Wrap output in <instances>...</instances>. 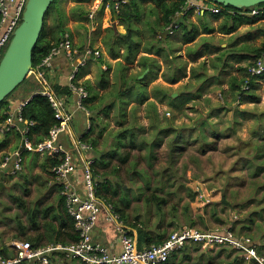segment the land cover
Returning a JSON list of instances; mask_svg holds the SVG:
<instances>
[{
    "label": "crops",
    "instance_id": "obj_1",
    "mask_svg": "<svg viewBox=\"0 0 264 264\" xmlns=\"http://www.w3.org/2000/svg\"><path fill=\"white\" fill-rule=\"evenodd\" d=\"M142 1L146 2L149 0ZM90 2L93 6L97 5V12L102 9V2L99 0H81V2H78V0H62L60 3L56 4V7L49 11L45 17L43 38L46 42L51 41V34L55 29V23L59 21L60 14L65 21L67 18L70 19L74 16V6ZM72 7L74 8L71 9ZM104 8H106V6H104ZM192 11V9L182 11L181 14L177 15L179 20H175L176 25L173 23L167 28L161 27L162 22L159 20V16L156 23L151 25V30H157L156 33L158 35L168 31V36L172 38L174 34L179 33V36H181V38H179L181 40L184 32L190 29L194 30V40L189 44L196 42L195 38L198 33L209 39L206 40L203 48L202 46L189 48V53H187L188 56L191 57V60H189V70H191L192 67L199 66L201 61H198V59L203 56L209 57V60H206L208 69H212V66L216 64L221 68L219 70L220 72L221 70L225 71L228 67L237 68L241 66L239 68V73L232 74L226 81L220 79L218 77L220 76L219 74L214 77L205 75L200 77V75L192 71L191 81L195 83L194 87L196 89L194 95L189 94L187 98L189 99L188 101L195 102L200 101L199 98L201 99V96L209 94L211 96L202 98V100L204 99L207 103L209 99H212V96L215 97V95H213L214 88L219 87L220 90L223 91V94L221 92L217 93L220 97L218 101L221 103L215 108H211V110L215 113L219 111L221 113H226L231 110V105L235 103L236 108L233 109L240 113L244 112L243 115L246 117L244 121L246 123L239 119L240 122H242L240 129L253 132L251 133V137L244 134L243 138L240 140L244 142L247 140L249 142L251 141L255 149H257L259 145H261V140L258 136L259 133L254 131L264 129V74L258 77H252L248 74L247 68L258 56L255 52L256 49L264 44V12L258 13L257 15L240 12L235 14L234 17L229 16L231 14L228 12L219 15L218 13L212 14L209 12L211 14L210 16H206L208 12L200 13L199 20L210 21V25L203 22L201 30L197 26V18L195 24L188 18V14ZM177 17L175 19H177ZM181 17H185V24H189L190 26L182 27L180 25ZM70 37L73 46L79 49L75 45V41L72 39L71 35ZM213 40L220 42L218 45L220 50L219 48H217L216 51L208 49L209 47H215ZM132 46L131 53L133 50ZM135 46L137 47V45ZM128 47L129 45L127 44L126 50L123 47H116L112 51L109 49L107 52L108 56H104L99 60L90 59L84 66L78 67L77 69V79L81 82H86L85 84L96 83V87L91 84L94 88L85 85L89 93V104H87V106H89L87 109L88 113H91V116L89 117V115L85 114L86 119L84 124L86 130L82 134V136L88 134V137L94 142V147L104 144V141H107L109 135L104 126L102 129H99L97 126L98 124L94 122V114L99 115L100 112H103L100 117H106V119L109 114L106 109L108 107L104 108L103 106L101 108V101H97L98 96H100L98 92L106 90L116 79H119L121 86L123 85V91L125 92L122 93L125 94L124 98L126 99V105L129 107L130 104H133L131 102L134 98L138 101V104H140L138 112L136 113L137 115L142 116L144 120H148L149 118L150 120L154 119L158 121L157 118H160L159 91L156 89V93L153 92L154 86L160 82V73H158V70H160V59H158L160 55L156 53V49H153V52L150 54L145 51L139 56L135 54L131 55V53L128 52ZM199 50H202V52ZM129 68L130 72H128ZM140 68L142 69L140 73L135 71ZM71 70L72 66H67V64H65L64 57L56 59L51 67L46 70L48 84L50 86H53V84H58L61 87L67 86ZM190 75L191 73H189V76ZM31 76L33 75L31 74ZM167 80L171 82L172 78ZM177 82L168 83V85H173ZM37 84L43 89L42 84ZM245 87L247 88L245 89ZM28 88V86L23 87L22 93H20L22 97H20V95L15 97V99L9 101L7 107L14 106L13 104L17 102L23 103L28 101L32 96L42 90L30 93L23 98V94L27 93L26 91ZM139 88L143 90L142 95L136 92ZM135 94L138 95L134 97ZM228 94H231L232 97L230 101L225 100ZM131 96L132 99L129 102L128 98ZM192 106L195 109L194 113L197 114V109H200V106L196 103ZM207 108L208 110L210 109L209 106ZM2 113L3 111L1 108L0 115ZM130 113L131 111L125 110L119 115L121 116V120L115 121L114 131L117 130V126L123 125L122 121L126 117L128 118V114ZM210 114L208 113V116H210ZM250 114L251 116L249 117ZM206 120L207 118L203 119V121ZM146 124L147 123L142 120V122L134 128L140 129L142 126H146ZM194 128H196L200 135L204 133L197 124H195ZM126 129L130 131L131 127H126ZM212 137H214L213 140L221 138L215 134H213ZM111 138L112 140L115 139L113 136H111ZM33 140L34 138L31 139V143ZM211 141L212 140L202 145H209ZM22 142L21 136L16 132L0 133V160H2L6 154L19 151ZM65 143L69 146V141L65 140ZM199 146H201V144ZM26 152L30 151H22L21 153L20 158L22 167L18 173L8 174L6 171L0 172V182L3 183V186H0V255L7 257L14 254L13 243L17 241H29L32 243L33 247L44 248L50 244H68L74 242L77 238L72 219L66 213L65 203L60 194L59 186L51 181L50 173L52 159L47 153L41 154L34 151L36 157H28V155L25 154ZM253 153L255 156L257 155L255 152ZM92 154L95 156L93 169L98 179L100 193L101 195H105L106 193L110 195L109 192H104L101 188L102 184L108 178V176L102 178V174L104 170L108 168L109 161L106 160L105 157H98L96 150H93ZM155 158L156 157H145L141 158V161L145 160V166L150 168V164ZM98 160L101 161V165H97ZM155 161L158 162L159 159L156 158ZM156 167H158V165H156ZM145 169L138 170L136 168V159L126 161L125 172L128 185H125V189L129 191L128 188L134 184L141 189V193H139L138 199H134L133 192L130 190L128 192L130 193V202H119L118 205L114 203V207L117 208L116 210L119 212L126 225L131 229V236L137 248H147L152 244L160 243L173 230L179 229L182 226H191L203 230H222L223 228H227L231 229L236 236L251 235L254 238L252 241L256 246L258 254L262 256L261 252L264 253V157H236L235 171L230 175L235 181L232 180L229 185L236 187L235 192L238 200L237 213L232 212L229 202L226 199L225 186L228 184L227 182L229 179L226 176L221 177L218 181L211 180L208 184H203L202 187L197 189L199 203L194 206H191L192 203H190L184 207L183 204L185 202L175 203L160 198V190L162 188L160 186L162 184L160 174L158 176L153 175L157 180L156 183L150 184L148 178L143 179L137 174V172L143 173L144 175L152 173ZM216 175L217 172H213L214 179ZM210 179L213 178L211 177ZM221 180H224V183L222 182L223 185L220 186ZM214 182H216L217 185H215ZM198 185L199 182L196 187ZM188 190L190 194L196 195L190 187ZM233 190L234 189H232V192ZM144 193H149V197L146 198ZM195 200L198 202L197 198H195ZM5 201H7V203H5ZM10 204L12 207H10ZM182 215L184 217H182ZM93 235L97 241L108 247L112 253L117 254L120 252L121 245L116 233L110 226L99 223ZM198 246L202 245H186L179 251L173 253L166 264H182L186 262L190 258L188 254L189 251L192 249L194 250ZM224 248L231 247L224 246ZM231 250L239 254L236 256L232 255L231 261L230 258L226 261L227 264H257L254 261H245L242 253L233 248H231ZM235 252H233V254ZM49 264L81 263L71 256H67L59 251H54L49 255Z\"/></svg>",
    "mask_w": 264,
    "mask_h": 264
},
{
    "label": "rangeland",
    "instance_id": "obj_2",
    "mask_svg": "<svg viewBox=\"0 0 264 264\" xmlns=\"http://www.w3.org/2000/svg\"><path fill=\"white\" fill-rule=\"evenodd\" d=\"M61 1L62 0H55L54 7L51 10H53L56 7V4ZM195 1L213 5V3L208 0V2H204V0ZM132 4H135L136 6L135 8L127 9L130 17L127 22L114 18L111 9L108 7L104 8L101 13L97 12L94 18L90 19L89 14L91 7L93 6L91 2L74 6L75 9H77L78 6L81 8L76 14H74V19L71 17L64 21L65 31L72 36L75 45L79 49L86 46L99 49L100 58L97 60L104 56H108L107 52L109 49L112 51L116 47H123L126 50L129 42L125 39V35L127 34V27L130 26L132 29L131 39L134 42L131 55L135 54L136 56H139L145 51L150 54L153 52V49H156V53H159L160 55V58H158L160 59V70H158V73H160V82L153 88V92L156 93L155 91L158 89L160 95V118H157L158 121L154 119L150 120L149 118L148 120H144L142 116L137 115L136 113L138 112L140 104H138V101L135 98L132 99V96L128 99L129 102L132 99L131 103L133 104H130L129 107L126 105V99L124 98L125 94L122 93L125 91H123V85L121 86L119 79H116L103 92H98L100 96H98L97 101H101V108L103 106L104 108L108 107L106 109L109 113L107 119L106 117H100L103 112H100L99 115L94 114V122L98 124L96 125L99 129H102L104 126L108 131L107 134H109L107 141H104V144L93 147V150H96L98 157H105L106 160L109 161L108 168H106L102 174V178L105 176H108V178L102 184L101 188L104 192H109L110 195H107L106 193L105 195L102 194V196L108 199V201L114 206L115 204L118 205L119 202H130V193H128L130 190L133 192L134 199L139 198V193H141L139 187H136L133 184L128 188L129 191H126L125 189V185H128V179L126 178L125 172L126 161L136 159V168L138 170L146 168L145 170L152 172L151 174L147 173L148 176L137 172L141 178H148L150 184L156 183L157 178L153 177V175L158 176L160 174V179L162 181V184L160 185L162 187L160 190V198L175 203L185 202L183 204L184 207L190 203H192L191 206L199 203L197 189L202 187L203 184H208L211 180L218 181L221 177L226 176L229 178L227 182L228 184L225 186L226 199L229 202L232 212L237 213L238 200L235 192L236 187L229 185V183L232 182V180L235 181V179H232L230 175L235 171L236 157H264V129L254 131L259 133L258 136L261 140V145L255 149L251 141L249 142L247 140L244 142L240 140L243 138L244 134L251 137V133L253 132L240 129L242 124L240 120L244 122L246 117L243 115L244 112L240 113L233 109L236 108L235 103L231 105V110L226 113H221L220 111L215 113L211 110V108H215L221 103L218 101L220 100V97L217 93L221 92L223 94V91H221L219 87L214 88L213 95H215V97L212 96V99H209L207 103L204 99L202 100V98L211 96L209 94L201 96V99L199 98L200 101L195 102L188 101L189 99L187 97L189 94L194 95L196 89L194 87L195 83L191 81L192 71L200 75V77L203 75L214 77L219 74L220 76L218 77L226 81L232 74L239 73V68L241 66L237 68L228 67L225 71L221 70L220 72L219 70L221 68L216 64L212 66V69H208L206 60H209V57L203 56L198 59V61H201L200 65L192 67L191 70H189V60H191V57L187 54L189 53V48H195L198 46H202L203 48L206 40L209 39L198 33L195 38V43L185 44L183 43V40L180 39L181 36H179V33L174 34L173 38L169 37L168 33H166L164 37H161V35L156 33L157 30H151V25L156 23L157 18L161 16L155 0H149L146 2H143L142 0H134ZM199 14L200 13L193 9V11L188 14V18L190 21L194 22L193 24L196 23L197 18V26L202 30V23L205 22L210 25V21L199 20ZM210 15L211 14L208 12L206 16ZM213 43L215 47H209L208 49L216 51V49L219 48L218 45L220 42L213 40ZM135 45H137V47ZM202 50L199 51L202 52ZM141 70L142 69L140 68L135 71L140 73ZM128 72H130V68ZM189 73H191L190 76ZM169 78H173L174 80L177 79L176 81L178 82L173 85H168V83L173 82H169L167 80ZM37 83L28 86L27 93L23 94V98L30 93L42 89ZM82 83H84V85L96 87V83ZM21 87L8 95L4 102H9L19 95L22 97V94H20L22 93L20 92ZM28 91L31 92L29 93ZM142 91L141 88L136 90L140 95L143 94ZM138 94H135L134 97ZM225 100H232L231 94H228V97ZM195 103L200 106V109H197V114L194 113L195 109L192 106ZM87 104L89 103L87 102L85 104L86 108L89 106H87ZM208 106L210 107L209 110L207 108ZM125 110L129 112L131 111V113L128 114V118L126 117L122 121L123 125L117 126V130L114 131L115 121L121 120V116L119 115ZM208 113L210 116H208ZM90 116L91 113L89 112V117ZM250 116L251 114L249 117ZM204 118H207V120L203 121ZM85 119L84 111L80 110L74 114L73 122L71 124V130L74 136L79 137L85 132ZM142 120L147 123L146 126H142L140 129L134 128L136 125H139ZM195 124L202 129L201 131L204 132L203 134L201 133L200 135L196 128H194ZM126 127H131V130H127ZM213 134L220 136L221 138L213 140ZM111 136L115 139L112 140ZM61 140L66 146H68L65 143L64 138ZM210 140H212L211 144L205 146L202 145ZM200 144L201 146H199ZM253 152L257 155L255 156ZM25 154L28 155V157H36L34 151L26 152ZM145 157H156L159 161H155V158L150 164V168H147L145 166L146 161H141V158ZM101 164V161L98 160L97 165ZM156 165H158V167H156ZM213 172H217L215 179L213 177ZM211 177L213 179H210ZM223 181L224 180L220 181V186L223 185ZM198 182L199 185L196 187ZM214 184L217 185L216 182H214ZM189 187L196 195L190 194L188 190ZM232 189H234L233 192ZM144 194L146 198L150 195L149 193ZM194 196L197 198L198 202H196ZM5 203H7V201H5ZM10 207H12L11 204ZM182 217L184 216L182 215ZM240 237H248L251 240H254L251 235H241ZM233 252L235 251L231 250V248H224V246H215L212 248L198 246L194 250L192 249L189 251V260L182 264H193L195 261L194 264H227L226 261L229 258L231 261L232 255L236 256L239 254L236 252V254H233ZM261 253L264 257V253Z\"/></svg>",
    "mask_w": 264,
    "mask_h": 264
},
{
    "label": "built area",
    "instance_id": "obj_3",
    "mask_svg": "<svg viewBox=\"0 0 264 264\" xmlns=\"http://www.w3.org/2000/svg\"><path fill=\"white\" fill-rule=\"evenodd\" d=\"M28 0H0V59L16 27L20 24L25 5ZM104 3L105 0H99ZM106 7L112 4L116 9L130 0H106ZM196 10L198 13L210 12L217 14L221 8L211 4L184 0L183 10ZM233 12V11H232ZM255 15L258 10L247 8L236 11ZM235 12V13H236ZM97 13V5L93 6L89 18ZM64 57L69 61L72 70L68 77L67 94L58 93L48 84L46 70L52 63ZM100 58V51L90 46L83 47L82 52L73 46L69 33L65 32L58 43L54 44L49 53L41 60L29 75L43 85L38 92L45 97L55 116V125L47 136L39 143L33 144L27 134L33 121L25 122L22 116L26 103L8 106L6 118L0 123V133L16 132L24 142L22 151L47 153L55 161L51 166V181L59 186L60 194L65 203L67 215L72 219L77 240L68 244H50L44 248L33 247L29 241L13 243L12 256L0 255V264H49V255L59 251L78 260L81 264H166L169 257L189 244L204 247L228 246L243 254L245 261L264 264V258L258 254L256 246L248 237L234 235L231 229L203 230L191 226H182L173 230L162 242L147 248H137L131 236V229L108 199L100 193L98 179L94 174L95 158L92 156L93 145L83 136H74L71 130L74 114L84 111L89 115L85 102L89 97L86 86L77 79V69L90 59ZM76 62V65L74 63ZM247 72L252 77L264 74V53H261L249 65ZM247 87H245L246 89ZM168 114V113H167ZM69 141V146L62 142ZM16 151L6 154L0 160V172L16 174L21 170V153ZM99 223L110 226L116 233L121 250L112 253L108 247L94 238L93 232Z\"/></svg>",
    "mask_w": 264,
    "mask_h": 264
},
{
    "label": "trees",
    "instance_id": "obj_4",
    "mask_svg": "<svg viewBox=\"0 0 264 264\" xmlns=\"http://www.w3.org/2000/svg\"><path fill=\"white\" fill-rule=\"evenodd\" d=\"M54 2H55V0L53 1L51 6L49 7L48 12L51 11V9L54 7L53 6ZM78 2H81V0H78ZM132 2H134V0H130L127 4H124L123 6L118 8L117 16H118L119 20L127 22V20L130 18L127 9L128 8H135V6H136L135 4H132ZM204 2H208V1L204 0ZM106 3H107V1L105 0L102 9L98 13L102 12ZM155 3H157V5L159 7L160 14H161V16L159 18V20L162 22L161 27L167 28V27H170L173 23L176 25L175 20H179L178 19L179 17H177V15L182 13L184 0H155ZM213 6L221 8V12L218 13V15L221 13H227L228 12L231 14L229 16L234 17L235 14L238 13L236 11H239L233 7H224L222 4H214L213 3ZM80 8L81 7L78 6L77 9H75L74 14H76V12L79 11ZM253 8L258 9V13L260 14V13L264 12V3H261L255 7H253ZM176 17H177V19H175ZM181 18L182 19L180 20V25L182 27L190 26L189 24H185V17H181ZM55 24H56L55 29H54V31H52L51 41H49V42L48 41L46 42V40L43 38V35H44L43 29H44V25H45V24H43V29H42L41 35H40V37H39V39H38V41L34 47V50H33V68H35L39 63H41V60L49 53L52 46L54 44L58 43L61 36L65 33L64 19L62 18L61 14L59 15V21L56 22ZM131 35H132V29L130 26V27H127V34L125 35V39L128 40V42H129V47H128L129 53H131V46L134 44L133 40L131 39ZM194 37H195V31L194 30L190 29V30L184 32V34L182 35L183 43L188 44V43L192 42L194 40ZM160 42H161V39H160ZM82 49H78V50L79 51L81 50V52H82ZM255 52L258 56L261 53H264V44L260 48L256 49ZM65 64H67V66L71 65L70 62L67 60H65ZM77 74H78V72H77ZM176 80H174L172 78L171 81H173V83H175V82H177ZM37 82L38 81H36L33 76L28 75V77L16 89H18L19 87L22 86L20 88V92H21L23 87L30 86L31 84H34ZM53 88L58 93H62V94L68 93L66 86L61 87L58 84H53ZM28 92L30 93V91H28ZM3 102L1 103V108H2L3 113L0 115V123H2L6 118L5 111L7 110V108H8L7 105L9 104L8 101H5L4 103ZM87 102H88V99L85 102V104ZM19 103L20 102H17L13 105L16 106ZM22 116H23V119L25 122H28V121L34 122V124L29 127V131L27 134V138L29 141H31V139L34 138V140H33L34 143L32 142L33 144H37V143L41 142L47 136L49 129L52 126H54L56 123L53 109L51 108L48 100L45 97L41 96L40 94H35L34 96H32L28 100L25 107L23 108ZM83 138L88 140L94 147V142L88 137V134H84ZM54 162L55 161L52 160V165L54 164ZM76 240H77V238L75 239V241Z\"/></svg>",
    "mask_w": 264,
    "mask_h": 264
},
{
    "label": "water",
    "instance_id": "obj_5",
    "mask_svg": "<svg viewBox=\"0 0 264 264\" xmlns=\"http://www.w3.org/2000/svg\"><path fill=\"white\" fill-rule=\"evenodd\" d=\"M54 0H28L20 24L14 30L0 59V105L33 70V50L41 35L45 17ZM224 7L236 10L255 7L264 0H208ZM103 3L101 5V8ZM111 12L117 18L116 7L110 6ZM168 31L160 33L161 37ZM76 65V62L74 63ZM47 77V75H46ZM24 149L22 142L20 150ZM0 186L3 183L0 182Z\"/></svg>",
    "mask_w": 264,
    "mask_h": 264
},
{
    "label": "clouds",
    "instance_id": "obj_6",
    "mask_svg": "<svg viewBox=\"0 0 264 264\" xmlns=\"http://www.w3.org/2000/svg\"><path fill=\"white\" fill-rule=\"evenodd\" d=\"M104 4V3H103ZM110 9V8H109ZM117 10V9H116Z\"/></svg>",
    "mask_w": 264,
    "mask_h": 264
}]
</instances>
